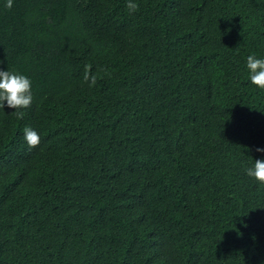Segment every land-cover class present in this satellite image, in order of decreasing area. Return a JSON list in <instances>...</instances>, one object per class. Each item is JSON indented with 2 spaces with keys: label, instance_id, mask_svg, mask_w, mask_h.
I'll use <instances>...</instances> for the list:
<instances>
[{
  "label": "trees",
  "instance_id": "16d2710c",
  "mask_svg": "<svg viewBox=\"0 0 264 264\" xmlns=\"http://www.w3.org/2000/svg\"><path fill=\"white\" fill-rule=\"evenodd\" d=\"M132 2L0 0V264H264V0Z\"/></svg>",
  "mask_w": 264,
  "mask_h": 264
},
{
  "label": "clouds",
  "instance_id": "9594fccd",
  "mask_svg": "<svg viewBox=\"0 0 264 264\" xmlns=\"http://www.w3.org/2000/svg\"><path fill=\"white\" fill-rule=\"evenodd\" d=\"M5 6L10 9L13 6V0H6ZM126 7L130 13H134L138 10L139 5L132 2V0H128ZM247 68L250 70L251 82L264 89V59H258L254 55H249L247 57ZM84 80L86 82L91 80V86L96 83V76H90L86 68ZM32 99L31 81L29 78L0 70V108H4V102L6 101L9 108L16 110L15 114L17 118H23L24 113L19 110L30 107ZM23 132L30 148L39 145L40 136L35 130L31 127H25ZM256 150L264 152V148H257ZM247 175L264 183V161L256 160L254 168L247 170Z\"/></svg>",
  "mask_w": 264,
  "mask_h": 264
}]
</instances>
